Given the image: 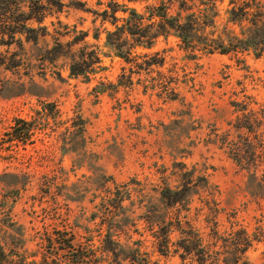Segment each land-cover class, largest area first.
Returning <instances> with one entry per match:
<instances>
[{
  "label": "rangeland",
  "instance_id": "1",
  "mask_svg": "<svg viewBox=\"0 0 264 264\" xmlns=\"http://www.w3.org/2000/svg\"><path fill=\"white\" fill-rule=\"evenodd\" d=\"M169 1L180 0H0L2 23L20 20L18 7L42 19L26 23L35 43L4 36L0 47L2 264H264V59L191 60L172 34L127 65L105 47L109 8L143 14ZM216 5L215 35L238 33L228 0ZM82 61L87 74L71 77ZM245 116L262 154L244 162L253 177L226 147L248 151L234 131ZM18 120L30 125L24 144ZM202 179L215 192L164 207V188ZM116 195L125 200L113 211Z\"/></svg>",
  "mask_w": 264,
  "mask_h": 264
},
{
  "label": "trees",
  "instance_id": "2",
  "mask_svg": "<svg viewBox=\"0 0 264 264\" xmlns=\"http://www.w3.org/2000/svg\"><path fill=\"white\" fill-rule=\"evenodd\" d=\"M170 2L157 7L146 8L143 14L137 13L134 9L118 5L109 8V24L113 30L105 32V47L112 52L113 56L127 65L130 64V53L133 50L149 51L157 38L172 34L171 36L178 41L182 51L191 60L202 56L228 55L240 51L251 52L255 58L264 59V0H228V10L225 12L226 23L236 27L238 33L233 30H225V33L219 35L214 33L218 16L216 4H222L224 0H207L206 3L198 5L188 0ZM25 10L24 7H18L22 18L15 23L0 22V47L8 46L4 36H8L10 41L13 40L15 35L23 37L26 43L37 41L39 37L37 30L27 27L26 23L34 21L40 25L42 19L30 13V11L29 13L25 12ZM117 13H122L125 17L117 19L115 17ZM81 64L86 68L80 67L78 64L70 66L69 75L71 77H80L87 74L85 70H88L91 66H86L85 61H82ZM94 64L99 65L100 63L96 60ZM145 64L149 67L148 63ZM150 66H154V64ZM132 68L129 70L131 74H134ZM135 68L137 69L136 74L142 71L141 66H135ZM242 119L245 124L237 125L234 127V131L245 133L242 137L238 136L237 140L243 147L244 145L247 146L248 151L242 150L238 142L233 144L229 142V146L227 143L226 147H228L229 155L237 167L253 177L252 173L256 168L252 169L248 163L244 165V162L253 159L259 160L262 158V154L256 148L258 145L254 144L255 139L248 137L252 134L250 127L247 125L249 117L245 116ZM30 132L29 123L22 120L16 121L15 127L12 129L14 139L17 138L16 140L22 144L28 141ZM202 180L203 187L183 183L176 188H164L160 193L162 204L169 210L184 203L188 204L192 196V190L202 189L206 193L215 192V187H212L206 179ZM114 188L116 189V187ZM124 200L119 195L114 196L111 200L113 205L110 206V209L113 211L120 210ZM103 243L105 251L112 254V246L115 243L109 230L106 232ZM248 246V242L245 241V249ZM70 249L71 247L68 250ZM2 254L0 247V256H3ZM0 264H2L1 259Z\"/></svg>",
  "mask_w": 264,
  "mask_h": 264
}]
</instances>
